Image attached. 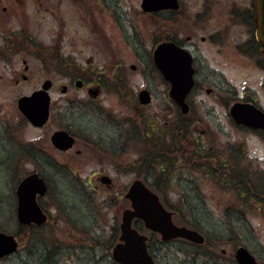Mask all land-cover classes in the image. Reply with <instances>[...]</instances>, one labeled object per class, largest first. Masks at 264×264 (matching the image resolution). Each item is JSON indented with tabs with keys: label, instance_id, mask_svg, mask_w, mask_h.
<instances>
[{
	"label": "rangeland",
	"instance_id": "obj_1",
	"mask_svg": "<svg viewBox=\"0 0 264 264\" xmlns=\"http://www.w3.org/2000/svg\"><path fill=\"white\" fill-rule=\"evenodd\" d=\"M105 2L116 4L117 8L112 9L117 11L120 23L135 35L131 44L135 45L136 55L126 62L129 72L125 88L112 91L110 86L117 85L115 78L106 77L108 88L100 99L87 98L83 91L74 90L65 97L70 102L56 90L51 94L54 112L50 123L47 128L38 129L19 111V98L31 95L46 80L58 85L66 84L65 79L37 74L16 86L13 77L0 76V233L13 235L20 244L18 252L0 264H116L111 252L119 237L122 212L129 207L124 195L132 182L139 179L172 208L177 225L197 229L206 237V245L196 247L181 240L164 244L149 233L150 251L157 264H234L231 257L238 246H244L264 263V218H238L232 212L236 203L231 189L213 185L209 176L211 139L224 145L222 140L227 135L243 138V134L232 129L223 106L230 95L240 97L243 91L251 90L264 105V71L252 68V63L235 49L244 39L242 31L233 29L220 44V38L215 36L211 50L208 45L199 46V56L207 64L199 75L202 90L192 97V115L182 119L175 104L164 94L163 80H156L148 70L150 52L161 39V20L144 15L142 0ZM88 4L102 23L104 33L121 44L122 34L117 39L107 11L97 7V0H88ZM165 29L170 37H186L191 25H176L168 20ZM216 30L212 26L211 35ZM87 32L88 56H95L94 65H101L106 58L98 54L102 51L89 26ZM205 32L198 33L195 40L199 42L207 35ZM126 46L124 51L128 54ZM131 64L138 69L132 71ZM148 85L155 88L154 101L149 107L133 110L129 98ZM208 88L222 90L217 95H221L223 105L218 104L219 98L207 94ZM61 125L70 126L82 141L89 138L91 149H84L83 156L75 152L69 156L56 154L50 146V136ZM185 127L188 133L180 135L178 131ZM146 135L154 143L161 137L168 150L163 155L158 151L149 153ZM184 136L190 138L183 141L182 149L186 143L190 145L181 154L176 148ZM191 142L196 143L193 146ZM248 144L249 155L254 158L252 167L264 168V147L259 141ZM103 147L107 151L105 156L100 153ZM201 148H206L205 154L194 153ZM78 149L82 147L78 145ZM53 162L66 165L52 167ZM131 162H135L134 168ZM34 173L48 185V193L39 202L49 222L41 228H26L17 220L16 190L21 180ZM101 173L115 178L113 188L104 185L94 190L98 186L96 176Z\"/></svg>",
	"mask_w": 264,
	"mask_h": 264
},
{
	"label": "flooded vegetation",
	"instance_id": "obj_2",
	"mask_svg": "<svg viewBox=\"0 0 264 264\" xmlns=\"http://www.w3.org/2000/svg\"><path fill=\"white\" fill-rule=\"evenodd\" d=\"M98 1L100 4H98ZM176 2V9L164 8L151 13L142 10L144 15L159 18L163 24L161 25V39L155 42L153 50L150 52L148 70H151V74L156 77V80L157 78L163 80V91L167 97L169 84L165 81L154 62L156 47L163 43H175L178 47L190 53L195 80L193 90L187 98L190 112L188 115H182L179 110L180 115L188 117L193 112L191 101L193 95L202 90L199 89L200 72L207 67L205 58L199 56V46L208 45L211 50V41L215 36L220 38L218 39V44H220L225 42V37L228 38L233 29L241 30L244 39L236 44L235 49L252 63V68L259 71H264V46L257 39L258 11L256 0H176ZM115 5L114 3H106L105 0H97V7L103 8L107 11V15L111 17H109L110 23L115 27L118 34L117 39H119L120 33L122 34V40L119 39L121 44L114 42L110 38V34L104 33L102 23L97 20L95 11L88 4V0H0V76L13 77L16 86L29 82L30 78L37 74L62 77L67 82L66 84L57 85L51 80H46L41 87L33 90L32 94L42 90L46 82H50V96L58 90L64 99L74 90L83 91L87 98L100 99L105 89L108 88L107 82L109 80L106 77L115 78L117 85L110 86L112 91L113 89L121 90L125 88L129 72L126 62L130 60L131 56L136 55L134 53L136 52L135 45L131 44V40L135 35L134 31L131 33L129 29H126L120 23L117 11L112 9ZM168 20L175 21L176 25H191V32L186 37L168 36L165 29ZM88 26L94 34L96 44H98V47L100 46L102 51L98 54L104 55V58H106L101 65H94L95 56H88ZM212 26L218 28V30L211 35ZM201 32H205L207 35L202 36L200 41L197 42L195 38L197 39V34ZM242 36L239 37L241 40ZM125 45H127L126 52L128 54H125ZM129 68L132 71L138 69L135 64H131ZM217 89L208 88L206 92L219 98L218 104H222L224 100H222L221 95H217V92L221 93L222 90ZM143 91L149 93L151 102L154 101L155 88L148 85V87L139 90L137 96L133 95L132 99L129 98L133 110L135 107L139 109L150 106L143 105L141 102L140 94ZM66 102L70 101L66 100ZM88 102H91V100ZM52 104L53 102H51L49 121L40 129L47 128L50 123L54 112ZM237 104L254 107L253 109L250 108L249 111H245L242 115L246 119L259 124L258 128L248 127L234 121L232 108ZM223 106L226 109V115L232 129L243 134V138L232 134L227 135L225 140H222L225 141L224 145L221 143L217 145L215 139H211V182L213 185L224 189H231L233 201L236 203L232 208V212L239 216L238 218L240 216L246 218L247 215L264 218V168L254 169L252 167L254 158L249 155L251 149L248 144L249 142L256 143V141H259L261 147H264V105L261 104L256 93L245 90L240 97L238 94L230 95V99ZM58 131L68 132L75 138V145L72 149L61 151L53 145L52 137ZM249 136L251 139L248 140ZM146 138L150 146L149 153L153 154L157 151H159V155L165 153L163 152L164 148H159L166 144L161 137L157 143L151 142L152 138L149 135H146ZM88 139L82 141L72 132L70 126L61 125L50 136V146L60 156H69L73 152L77 156H83L85 154L84 149L87 150L88 147L89 149L92 147ZM78 145L82 149H78ZM97 145L99 144L97 143ZM94 151L96 152V149ZM100 153L101 156H105L107 151L103 147ZM95 155L99 154L95 153ZM256 160L260 162L257 157ZM51 165L52 167L62 168L66 164L53 162ZM130 165L134 168L135 162H131ZM95 180L98 186L97 188L94 186V190L103 188L104 185L108 189L113 188L115 182L114 177L103 173L96 176ZM90 185L93 186L91 181ZM123 200L129 203L125 199V195ZM240 247L244 246H238L233 257H231L234 264H238L236 253ZM222 254L225 257L226 251H223ZM256 260L264 264L258 258Z\"/></svg>",
	"mask_w": 264,
	"mask_h": 264
},
{
	"label": "water",
	"instance_id": "obj_3",
	"mask_svg": "<svg viewBox=\"0 0 264 264\" xmlns=\"http://www.w3.org/2000/svg\"><path fill=\"white\" fill-rule=\"evenodd\" d=\"M145 12H158L164 8H177L176 0H143ZM258 31L257 36L264 45V0H257ZM154 61L166 81L171 85L169 96L182 110L189 112L187 97L194 86V69L189 52L175 43L160 44L154 52ZM80 86V84H79ZM50 82L43 90L31 96L22 97L18 108L28 121L35 127H42L49 119L51 98L48 93ZM142 104H149L151 98L147 91L140 95ZM246 105H236L232 115L237 123L258 128L256 124L246 119L242 114L249 111ZM256 110V109H255ZM259 112V111H257ZM261 113V112H260ZM53 144L63 151L71 149L75 139L67 132H56L52 137ZM107 180V179H105ZM48 191L47 184L38 174H31L22 180L17 187L18 207L17 220L21 225L33 224L42 226L48 221V216L38 203V197H44ZM126 199L131 202V208L122 214L119 242L113 248V259L118 264H156L148 249V236L133 227L135 219L144 223L145 229L158 233L163 242L184 239L196 245H204L205 237L197 230L178 226L173 221V213L162 204L159 196L150 190L142 181L136 180L130 187ZM18 241L13 235L0 233V260L18 251ZM239 264H260L246 248H240L236 255Z\"/></svg>",
	"mask_w": 264,
	"mask_h": 264
},
{
	"label": "trees",
	"instance_id": "obj_4",
	"mask_svg": "<svg viewBox=\"0 0 264 264\" xmlns=\"http://www.w3.org/2000/svg\"><path fill=\"white\" fill-rule=\"evenodd\" d=\"M182 116V115H181ZM182 119H186L185 117H183L182 116ZM186 129H187V127H185V128H183V130L182 131H178V133L180 134V135H183L184 133H188L187 131H186ZM185 138H181V142H180V145L178 146V147H180V149H178V147L176 148V151H180L181 152V154L183 153V151L185 150V149H187V146H189L190 144L189 143H186L185 145H184V148L182 149V147H183V141L184 140H187V141H189V138H190V136H184ZM160 143V142H159ZM158 143V144H159ZM195 143L196 142H191V144L194 146L195 145ZM163 145V144H162ZM169 146V145H168ZM174 147V146H173ZM159 148H164L163 149V152H166L167 150H168V148H167V143L166 144H164V146H162V147H159ZM167 148V149H166ZM205 149L206 148H201L200 150L199 149H195V151H194V153H196L197 155H200L201 153H203V154H205L204 153V151H205ZM159 152V151H158ZM163 155V154H162ZM202 156V155H201ZM164 172V171H163ZM209 176H211V175H209ZM167 206V205H166ZM168 207V206H167ZM169 208V207H168ZM169 209H172V208H169ZM195 228H197V226L195 227Z\"/></svg>",
	"mask_w": 264,
	"mask_h": 264
}]
</instances>
